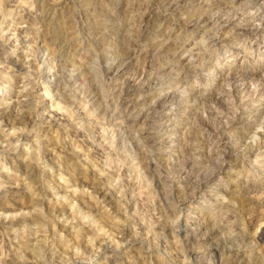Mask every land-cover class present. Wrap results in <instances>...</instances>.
<instances>
[{"label": "rangeland", "instance_id": "rangeland-1", "mask_svg": "<svg viewBox=\"0 0 264 264\" xmlns=\"http://www.w3.org/2000/svg\"><path fill=\"white\" fill-rule=\"evenodd\" d=\"M263 86L264 0H0V264H264Z\"/></svg>", "mask_w": 264, "mask_h": 264}, {"label": "bare ground", "instance_id": "bare-ground-1", "mask_svg": "<svg viewBox=\"0 0 264 264\" xmlns=\"http://www.w3.org/2000/svg\"><path fill=\"white\" fill-rule=\"evenodd\" d=\"M198 19V18H197ZM197 19H196V21H197ZM199 20V19H198ZM200 22H203L204 23V18H201V21ZM58 32V31H57ZM124 52V51H123ZM123 55H125V53H123ZM8 62H10V61H8ZM122 66V64L121 63H119V64H117V65H114V66H112V68H111V70L112 69H115V70H117V69H119L120 67ZM110 68H109V70H110ZM110 74V73H109ZM264 87V86H263ZM132 87H125L124 88V94H122V92H121V94L122 95H127L128 96V94H130V93H132V91L134 90V88H132ZM133 94V93H132ZM20 96V95H19ZM22 97H23V99H16V100H18L20 103H21V105L20 106H22V105H26V106H28V100L29 99H26L25 97H26V95H21ZM121 96V95H120ZM17 97V96H16ZM167 95H161L160 97H159V99H158V102H157V104L155 105V107H160L162 104H164L165 103V101L167 100ZM19 98V97H18ZM16 104V103H15ZM25 107V106H24ZM131 109V108H130ZM4 112L2 111V112H0V114L1 115H4L3 114ZM23 114V113H22ZM2 117V116H1ZM0 117V118H1ZM20 117H22V116H20ZM28 114H23V121L24 120H28ZM27 122V121H26ZM212 128V127H211ZM189 144V143H188ZM251 150H252V147L251 148H249V150H247L246 151V153H249V152H251ZM183 157L186 155V151H182V154H181ZM185 162H187V159L186 158H184V164H185ZM11 189V188H10ZM7 191V190H6ZM17 191H15V193H16ZM10 194H11V192H9ZM14 193V194H15ZM7 196V195H6ZM65 209V208H64ZM61 212V211H60ZM189 229V228H188ZM193 232V231H192ZM25 261V260H24ZM23 263H25V262H23ZM22 263V264H23ZM18 264V263H17Z\"/></svg>", "mask_w": 264, "mask_h": 264}]
</instances>
